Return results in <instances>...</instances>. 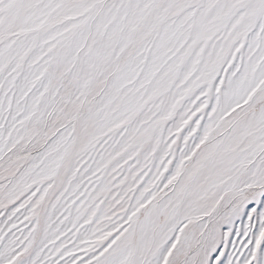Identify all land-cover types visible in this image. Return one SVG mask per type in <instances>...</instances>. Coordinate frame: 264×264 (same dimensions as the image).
I'll list each match as a JSON object with an SVG mask.
<instances>
[{
  "label": "snow or ice",
  "instance_id": "snow-or-ice-1",
  "mask_svg": "<svg viewBox=\"0 0 264 264\" xmlns=\"http://www.w3.org/2000/svg\"><path fill=\"white\" fill-rule=\"evenodd\" d=\"M0 264H264V0H0Z\"/></svg>",
  "mask_w": 264,
  "mask_h": 264
}]
</instances>
